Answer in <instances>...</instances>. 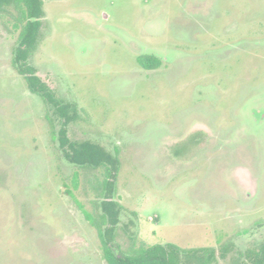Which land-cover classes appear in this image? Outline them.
Here are the masks:
<instances>
[{
  "label": "rangeland",
  "instance_id": "374dc122",
  "mask_svg": "<svg viewBox=\"0 0 264 264\" xmlns=\"http://www.w3.org/2000/svg\"><path fill=\"white\" fill-rule=\"evenodd\" d=\"M42 1L29 63L77 106L70 141L119 160L121 250L264 242V0ZM14 22L0 16V264H108L79 206L101 213L105 167L65 157L61 121L13 67Z\"/></svg>",
  "mask_w": 264,
  "mask_h": 264
},
{
  "label": "trees",
  "instance_id": "16d2710c",
  "mask_svg": "<svg viewBox=\"0 0 264 264\" xmlns=\"http://www.w3.org/2000/svg\"><path fill=\"white\" fill-rule=\"evenodd\" d=\"M13 9L16 14H12ZM14 17V29L20 30L18 46L14 50L13 67L22 75L29 90L40 97L44 104L52 109L55 118L61 121L58 132L60 146L65 157L74 164L81 154L86 160L81 167L97 169L105 167V180L95 188L104 199L100 202L101 213L94 216L80 208L87 221L98 231L102 243L104 257L108 264H219V259L227 261L228 256L235 252L232 245L224 246L218 256L213 248L183 249L175 244L136 247L132 243L127 252H123L116 243L117 227L120 221L121 205L113 200L116 191L117 175L120 164L117 156L107 152L103 147L90 142L76 143L68 138V125L78 119L77 106L63 104L56 98L55 92L36 75L35 68L30 65L29 58L40 37L41 19L45 13L42 0H0V16ZM138 63L148 71L159 69L162 63L154 57L138 58ZM116 248L118 255L115 254ZM237 254V253H236ZM232 255L230 264H264V242L250 248L246 253Z\"/></svg>",
  "mask_w": 264,
  "mask_h": 264
},
{
  "label": "water",
  "instance_id": "95a60500",
  "mask_svg": "<svg viewBox=\"0 0 264 264\" xmlns=\"http://www.w3.org/2000/svg\"><path fill=\"white\" fill-rule=\"evenodd\" d=\"M114 252H115V254H116V255H118V252H117V250H116V249H114Z\"/></svg>",
  "mask_w": 264,
  "mask_h": 264
}]
</instances>
